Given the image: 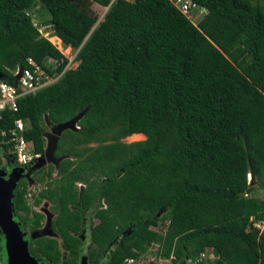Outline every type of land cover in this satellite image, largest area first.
Wrapping results in <instances>:
<instances>
[{
	"label": "trees",
	"instance_id": "trees-1",
	"mask_svg": "<svg viewBox=\"0 0 264 264\" xmlns=\"http://www.w3.org/2000/svg\"><path fill=\"white\" fill-rule=\"evenodd\" d=\"M192 1L207 10L196 24L168 0H0L1 80L15 84L29 58L55 79L0 114V147L20 118L43 155L48 126L78 119L56 138L57 163L33 172L39 192L13 189L37 262L123 264L156 245L171 264L206 249L217 258L200 264H264V200L251 196L264 189V0ZM37 6L76 68L34 25ZM44 202L59 241L39 232Z\"/></svg>",
	"mask_w": 264,
	"mask_h": 264
},
{
	"label": "built area",
	"instance_id": "built-area-1",
	"mask_svg": "<svg viewBox=\"0 0 264 264\" xmlns=\"http://www.w3.org/2000/svg\"><path fill=\"white\" fill-rule=\"evenodd\" d=\"M114 1L117 0H112V3ZM124 1L130 2L132 0ZM168 1L175 9H177L180 14H182L191 22L195 18L199 19L207 12L206 8L199 6L192 0ZM27 62L31 67V70L17 68L12 73L13 78L15 79V84H9L0 80V114L6 110L17 113V101L19 98L27 94L34 93L38 89L51 84L54 81L42 70V68H40V66L36 65L31 58H29ZM74 128L76 130L79 129L76 124L74 125ZM24 131V122L20 118H17L14 120L12 128L8 131H2L1 135L6 139L3 144L9 146V150L7 151L8 157H12L11 161L17 164V168H23L25 173L26 170L28 172V170L31 169L35 164L39 163L43 155L36 153L33 149L32 143L26 141L23 135ZM0 148L3 150L2 147ZM31 176L32 174L30 172L27 178ZM78 187L81 188L83 185L78 184ZM255 226L259 228L258 224H255ZM210 252V249H206L205 252H202L197 259H187L183 264H200V262L209 257V254L211 259L212 254ZM139 261L140 257L127 258L123 264H140ZM0 264H3L1 260Z\"/></svg>",
	"mask_w": 264,
	"mask_h": 264
},
{
	"label": "rangeland",
	"instance_id": "rangeland-1",
	"mask_svg": "<svg viewBox=\"0 0 264 264\" xmlns=\"http://www.w3.org/2000/svg\"><path fill=\"white\" fill-rule=\"evenodd\" d=\"M94 8H95L96 12H98L100 15L99 19H102L106 9L99 8L98 6H94ZM29 14L32 18L34 25H36L37 27H40V30H39L40 33L44 29H48V32L46 34H43L42 36L47 38L64 55V57H66L68 59L69 64L67 65L66 68L67 69L76 68L78 63H73V59H74L75 54H76L75 51L73 49H71L70 47H66L63 45L60 46V48H58L59 46L57 47L56 38H52V40L54 42L56 41L55 42L56 44L50 40L51 35H52L51 27L47 26L45 28L44 27L41 28L43 23H45L49 19V16H47L46 13L39 6L35 7L31 11H29ZM197 21H198V18L197 19L195 18V19H193L192 23L196 24ZM48 62L52 68H54L56 66L55 60L50 59ZM53 80L55 81V79H53ZM55 133L56 132L53 129V126H48V129L45 133V146H47V144H46L47 135L48 136H50V135L54 136ZM144 139H145V137L142 134H136V135H133V136L126 138L124 141L126 143H132V142L143 141ZM43 157H44V154H43L42 158ZM0 158H1V162H2L1 167H0V178L4 179V180H8L11 177V173L13 172V169L17 168V164H15L13 161L9 160L8 159V153L6 151L2 150L1 148H0ZM47 164H48V162L46 161L44 165L46 166ZM20 179L25 180L28 184L27 185V189H28V193H29L28 197H30L33 194H36L37 192H39L40 188H42L41 185L37 186L34 182V179L31 177H29V178H27L26 176L20 177L19 179L16 180V183ZM82 188L83 187H81L80 189H82ZM251 196L258 198V199H261V200H264V189H261L259 187H254L252 190ZM29 203L31 204L32 200L29 199ZM49 207H50V204L48 202H44L40 207H34L33 208V209L38 210L42 214L44 213L43 215L45 217V221L43 224V228L40 229L39 232L41 231L43 233V236L51 237V238L57 239L59 241L57 235H55L49 231L50 230V228H49L50 220L52 219L51 217H53V214L50 211ZM87 222H89V221H87ZM92 223L93 224L96 223V220H93ZM166 223H167V221L165 222V224H159L156 227L152 226L151 229L154 231L160 232V233H164ZM257 224L259 225L260 231L264 232V222L263 223H257ZM85 230H84V232H85ZM87 233H88V231L85 232L86 236L81 234V237H83L82 239L85 241V246L88 245ZM0 246H1V256H2V258H0V260L3 264H5L4 258H6L8 256V253H7L8 248L6 247V243H5L1 234H0ZM156 248H157L156 245L151 246L149 249L150 250L149 254L145 257H143V256L140 257V261H139L140 264H171L170 259H163V258L156 256V254H155ZM210 253L212 254L211 259L214 260L217 258V254L215 252L211 251ZM65 257H66V253L62 250L63 261H64ZM82 257H86V256L82 254ZM207 259H210V254H209V257H207ZM79 264H80V262H79Z\"/></svg>",
	"mask_w": 264,
	"mask_h": 264
},
{
	"label": "water",
	"instance_id": "water-1",
	"mask_svg": "<svg viewBox=\"0 0 264 264\" xmlns=\"http://www.w3.org/2000/svg\"><path fill=\"white\" fill-rule=\"evenodd\" d=\"M107 10V9H106ZM48 29H44L41 35L46 34ZM2 75L0 74V80ZM78 119L72 120L67 123H63L57 126H53L55 130L54 136L47 135V146L44 150V157L39 163L35 164L30 170L35 171L44 166L47 161L48 164H56V160L53 157V151L55 148L56 138L65 130H75L74 125ZM28 171L24 175L23 168H14L11 173V177L8 180L0 178V234L2 235L6 247L8 248V256L4 258L5 264H43L37 262L29 253L28 242L24 240V233L20 231L18 224L13 220L12 209V193L16 186V180L20 177L30 174ZM249 189L254 185L253 175H249ZM51 232V231H50ZM35 238V237H34ZM80 264H88L86 257H81Z\"/></svg>",
	"mask_w": 264,
	"mask_h": 264
},
{
	"label": "crops",
	"instance_id": "crops-1",
	"mask_svg": "<svg viewBox=\"0 0 264 264\" xmlns=\"http://www.w3.org/2000/svg\"><path fill=\"white\" fill-rule=\"evenodd\" d=\"M51 38H56V37H52V36H51ZM56 40L59 41V43H60V45H58L59 47L63 45V43H62L58 38H56ZM63 46H64V45H63ZM66 47H67V46H66ZM135 135H136V134H135ZM42 204H43V203H42ZM42 204H41V205H42ZM37 211H38V210H37ZM40 213H41V212H40ZM43 214H44V213H43ZM51 218H52V217H51ZM49 231H50V230H49Z\"/></svg>",
	"mask_w": 264,
	"mask_h": 264
},
{
	"label": "bare ground",
	"instance_id": "bare-ground-1",
	"mask_svg": "<svg viewBox=\"0 0 264 264\" xmlns=\"http://www.w3.org/2000/svg\"><path fill=\"white\" fill-rule=\"evenodd\" d=\"M50 40H51L53 43L56 42V41L54 42V41L52 40V38H51ZM56 43H57V47H58V45H60L59 41H57ZM56 43H55V44H56ZM58 48H60V47H58ZM143 136H144V135H143Z\"/></svg>",
	"mask_w": 264,
	"mask_h": 264
},
{
	"label": "flooded vegetation",
	"instance_id": "flooded-vegetation-1",
	"mask_svg": "<svg viewBox=\"0 0 264 264\" xmlns=\"http://www.w3.org/2000/svg\"><path fill=\"white\" fill-rule=\"evenodd\" d=\"M28 171H30V169H29ZM26 172H27V170L25 171L24 174H26ZM33 172H34V171H31V174H33ZM0 256H1V251H0ZM0 258H2V256H1Z\"/></svg>",
	"mask_w": 264,
	"mask_h": 264
},
{
	"label": "clouds",
	"instance_id": "clouds-1",
	"mask_svg": "<svg viewBox=\"0 0 264 264\" xmlns=\"http://www.w3.org/2000/svg\"><path fill=\"white\" fill-rule=\"evenodd\" d=\"M46 147V146H45Z\"/></svg>",
	"mask_w": 264,
	"mask_h": 264
}]
</instances>
